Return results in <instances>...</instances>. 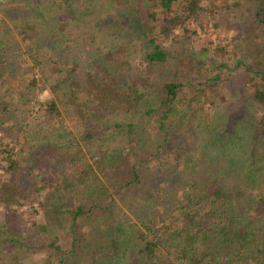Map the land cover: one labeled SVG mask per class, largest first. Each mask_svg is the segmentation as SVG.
<instances>
[{"label": "trees", "instance_id": "trees-1", "mask_svg": "<svg viewBox=\"0 0 264 264\" xmlns=\"http://www.w3.org/2000/svg\"><path fill=\"white\" fill-rule=\"evenodd\" d=\"M0 7V264H264V0Z\"/></svg>", "mask_w": 264, "mask_h": 264}, {"label": "rangeland", "instance_id": "rangeland-1", "mask_svg": "<svg viewBox=\"0 0 264 264\" xmlns=\"http://www.w3.org/2000/svg\"><path fill=\"white\" fill-rule=\"evenodd\" d=\"M0 1H2V0H0ZM0 9H2V8L0 7ZM226 37L227 36L224 33H209V34L203 33V34H201L200 40H201V44L203 45V41L205 40V38H208L210 40V42H212V43H218L220 41H224ZM201 44L199 43V46H201ZM76 137L78 138V140H80V138L77 135H76ZM120 207L123 209V211L125 213H127L131 218H133L135 220V222L139 226H142L141 223L135 218V215L125 205L121 204ZM22 218H23V222H21L20 228H21V230H26L27 231L30 228V225H31V222H32V218H31L30 214L23 215ZM35 219H37L38 221L41 220L40 217H38L36 215H35ZM41 257H42L41 255H36L34 257L35 262L39 261V259Z\"/></svg>", "mask_w": 264, "mask_h": 264}]
</instances>
